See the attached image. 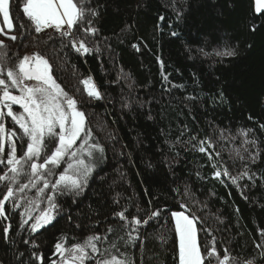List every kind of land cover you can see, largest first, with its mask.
I'll list each match as a JSON object with an SVG mask.
<instances>
[{
  "label": "trees",
  "instance_id": "1",
  "mask_svg": "<svg viewBox=\"0 0 264 264\" xmlns=\"http://www.w3.org/2000/svg\"><path fill=\"white\" fill-rule=\"evenodd\" d=\"M10 3L13 28L0 33L6 67L25 55L44 56L53 78L85 113L88 142L104 152L83 192L59 196L56 221L38 233L21 227L23 200L16 209L6 204L0 262L59 261L53 253L61 235L70 247L121 224L115 212L127 208L131 218L140 208V218L147 210L161 211L139 229L129 257L135 264H178L170 216L184 211V202L199 218L202 254L214 245L220 256L227 249L238 260L256 257V264H264L256 248L264 240V13L256 15L251 0H83L96 12L88 17L95 33L84 31L85 22L62 38L36 33L21 11L22 0ZM73 37L89 51L77 52ZM226 49L235 54L217 55ZM89 78L99 99L85 93L82 81ZM252 140L254 145L245 143ZM201 141L213 147L202 153ZM4 191L0 185V198Z\"/></svg>",
  "mask_w": 264,
  "mask_h": 264
},
{
  "label": "snow or ice",
  "instance_id": "2",
  "mask_svg": "<svg viewBox=\"0 0 264 264\" xmlns=\"http://www.w3.org/2000/svg\"><path fill=\"white\" fill-rule=\"evenodd\" d=\"M255 4L258 13L264 9V0H255ZM10 9V0H0V14L9 30L13 28ZM21 11L34 25L36 33L50 27L61 31L62 36L69 37L73 35L71 30L74 25H84L85 22L88 25L84 28L85 32L96 31L90 26L91 20L88 19L89 16H95L96 12L87 8L83 0H22ZM0 33H3V28H0ZM10 39L15 41L17 37L11 36ZM71 43L77 52L89 51L85 43L78 42L75 37ZM6 47L0 41V48ZM234 54L231 49L217 53L222 56ZM7 63L5 52L0 56V109H6V112L0 110V165L6 168L0 174V185L5 188L0 198V218L8 219L7 203L16 209L21 207L20 202L23 200L21 227L27 224L31 233H38L56 221L61 210L59 196L79 195L83 192L94 168L103 159L104 149L98 143L88 142L92 133L86 128L85 113L78 109L77 101L53 78L51 65L44 56L39 53L25 55L11 68L6 67ZM28 81L36 83H26ZM82 83L90 97L100 98V93L90 78ZM10 89L17 90L19 94L14 95ZM13 105H19L23 111H14ZM5 116L12 119L19 132L6 128ZM261 127L264 128V125ZM195 139L196 137H192V140ZM17 141L26 144L22 155L17 154ZM245 143L254 145L256 142L252 140ZM206 147L213 145L201 141L198 150L205 153ZM258 154H250L252 162H255ZM216 155L219 156L220 153ZM239 158L245 159L243 156ZM209 159L211 160V154ZM62 164L66 166L57 175V169ZM214 167L219 168L222 165L217 164ZM228 174L225 169L223 175ZM221 175L220 171L214 173L217 178ZM235 182L236 179L233 178L232 183ZM32 190L35 195L30 197L28 192ZM184 195L190 197L191 194L186 189ZM180 208L184 211H171L179 240V264H213V258L215 264H256V257L238 260L231 257L227 249L220 256L214 245L206 246L202 254V249L197 244L196 222L199 218L186 203L181 202ZM141 211L145 210L137 208V215L131 218L127 215V208L115 212L114 217L121 224L108 227L104 235L93 234L82 241H75L70 247L66 246V237L61 235L55 243L53 253L60 259L52 260L51 264H135L128 255V248L140 241L139 229L158 218L161 210H147L145 218L139 217ZM186 212L190 214H185ZM3 232L7 239L9 227L6 226ZM261 236L264 237V231H261ZM256 248L260 249L258 255L264 258V240L257 243Z\"/></svg>",
  "mask_w": 264,
  "mask_h": 264
},
{
  "label": "rangeland",
  "instance_id": "3",
  "mask_svg": "<svg viewBox=\"0 0 264 264\" xmlns=\"http://www.w3.org/2000/svg\"><path fill=\"white\" fill-rule=\"evenodd\" d=\"M0 21L2 22V27H3V31H9L8 30V27H7V25H6V23L4 22V20H3V17H2V14H0ZM84 80H87V79H84ZM83 80V81H84ZM92 82V81H91ZM26 83H29V84H35L36 82L35 81H28V82H26ZM83 84V83H82ZM92 84H93V82H92ZM94 85V84H93ZM95 86V85H94ZM83 87H84V90H85V93L88 95V93H87V91H86V87H85V85L83 84ZM96 88V87H95ZM15 90V89H14ZM16 91V94H19L18 92H17V90H15ZM89 96V95H88ZM91 98H93V99H96L95 97H91ZM263 104H264V97H263ZM19 111H20V109H19ZM23 110H21V112H22ZM12 125H13V121H12V119H11V123H9V127H12ZM82 135V134H81ZM79 142V141H78ZM18 144L20 145V146H18ZM26 147V144H25V142H23V141H17V148H18V155H22L23 154V149ZM6 158V157H5ZM0 166H2V171H5L6 170V168H5V166L4 165H0ZM170 218H171V221H172V224H173V226H174V230H175V224H174V220L172 219V217L170 216ZM176 238H177V255H178V264H179V240H178V237L176 236Z\"/></svg>",
  "mask_w": 264,
  "mask_h": 264
},
{
  "label": "flooded vegetation",
  "instance_id": "4",
  "mask_svg": "<svg viewBox=\"0 0 264 264\" xmlns=\"http://www.w3.org/2000/svg\"><path fill=\"white\" fill-rule=\"evenodd\" d=\"M12 93H13L14 95H18V94H16V91H15L14 89H13ZM19 109H20V111H19ZM0 110H3V111L6 112V109H0ZM13 110L19 113V112H21V110H23V109H21V108L19 107V105H13ZM9 121L11 122V118L5 116V118H4V123H5L6 128H7V129H10V130H11V129H15V130H17V131L19 132L18 126L15 125L14 122H13L12 127H9ZM18 146H20V145L18 144ZM3 172H4V171H2V166H0V174H3Z\"/></svg>",
  "mask_w": 264,
  "mask_h": 264
},
{
  "label": "built area",
  "instance_id": "5",
  "mask_svg": "<svg viewBox=\"0 0 264 264\" xmlns=\"http://www.w3.org/2000/svg\"><path fill=\"white\" fill-rule=\"evenodd\" d=\"M44 30L55 34L57 37L67 38V37H64V36L61 35V31H57L54 28H50L49 27V28H45Z\"/></svg>",
  "mask_w": 264,
  "mask_h": 264
},
{
  "label": "water",
  "instance_id": "6",
  "mask_svg": "<svg viewBox=\"0 0 264 264\" xmlns=\"http://www.w3.org/2000/svg\"><path fill=\"white\" fill-rule=\"evenodd\" d=\"M251 1H252L253 11H254V13H255L256 15H259V14H261V13H264V9H261V11L258 13V12L256 11L255 0H251ZM0 264H1V263H0Z\"/></svg>",
  "mask_w": 264,
  "mask_h": 264
},
{
  "label": "crops",
  "instance_id": "7",
  "mask_svg": "<svg viewBox=\"0 0 264 264\" xmlns=\"http://www.w3.org/2000/svg\"><path fill=\"white\" fill-rule=\"evenodd\" d=\"M65 27H66V26H65ZM0 28H3V27H2V22H1V21H0ZM8 30H9V29H8Z\"/></svg>",
  "mask_w": 264,
  "mask_h": 264
},
{
  "label": "bare ground",
  "instance_id": "8",
  "mask_svg": "<svg viewBox=\"0 0 264 264\" xmlns=\"http://www.w3.org/2000/svg\"><path fill=\"white\" fill-rule=\"evenodd\" d=\"M1 263V262H0ZM2 264V263H1Z\"/></svg>",
  "mask_w": 264,
  "mask_h": 264
}]
</instances>
